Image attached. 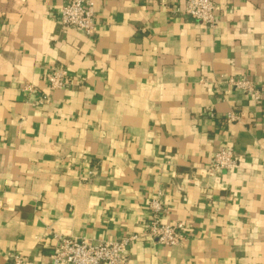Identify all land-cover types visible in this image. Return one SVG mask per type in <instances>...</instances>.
Here are the masks:
<instances>
[{"label":"crops","instance_id":"obj_1","mask_svg":"<svg viewBox=\"0 0 264 264\" xmlns=\"http://www.w3.org/2000/svg\"><path fill=\"white\" fill-rule=\"evenodd\" d=\"M185 1L95 0L88 36L62 27L67 0H0V264H54L55 233L137 235L127 264H264V0H214V26ZM223 147L237 164L213 170ZM158 191L178 245L146 234Z\"/></svg>","mask_w":264,"mask_h":264},{"label":"built area","instance_id":"obj_2","mask_svg":"<svg viewBox=\"0 0 264 264\" xmlns=\"http://www.w3.org/2000/svg\"><path fill=\"white\" fill-rule=\"evenodd\" d=\"M216 9L214 0H186L183 6L175 7L173 11L214 26L218 23ZM95 16V0H67L61 8L60 22L64 29L73 28L92 36L97 28ZM45 79L52 90H60L70 84L69 71L60 64L50 66L45 73ZM224 82L234 89L252 93L256 99L260 98L258 87L249 78L229 76L224 78ZM25 89L32 90V85H26ZM227 119L230 122L240 120L233 111L228 113ZM236 164L237 156L233 149L223 147L214 154L212 169H233ZM94 174L95 170L89 171V175ZM162 195L158 191L150 201V219L146 234L161 245L175 246L185 238V224L182 221H163L165 207ZM136 238L137 235H130L116 240L95 241L88 237L55 233V245L50 257L54 264H127L129 245ZM26 259L25 256L15 255L14 264H25Z\"/></svg>","mask_w":264,"mask_h":264}]
</instances>
